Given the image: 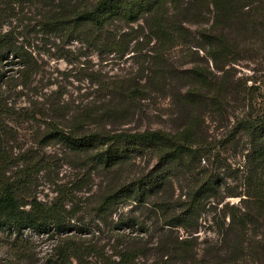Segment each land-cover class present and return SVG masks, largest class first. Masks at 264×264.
Segmentation results:
<instances>
[{
  "label": "trees",
  "instance_id": "1",
  "mask_svg": "<svg viewBox=\"0 0 264 264\" xmlns=\"http://www.w3.org/2000/svg\"><path fill=\"white\" fill-rule=\"evenodd\" d=\"M3 4L7 14L0 16V27L13 12L10 3L3 1ZM140 19L157 42L150 75L102 85L106 97L102 105L73 115L68 126L60 120L50 121L43 138L88 154L91 162L107 171L129 163L140 147L149 149L156 157L154 167L128 181L122 177L121 183L108 185L102 196L103 208L129 199L151 206L153 218L150 222L128 220L127 224L138 227V233L126 236L116 259L106 256L107 264H264V111H256L250 99L245 105L247 111L234 117L232 138L243 135L249 139L239 191L229 192L223 177L200 168L201 162L208 158V150L197 135L200 114L211 111L223 118L230 97H235L233 101L240 98L239 79L232 82L234 75L230 69L252 56V45L264 47V0L73 1L49 10L44 25L74 32L87 29L90 41L100 51L122 54L132 38L119 35L117 23L130 24ZM176 41L197 58L190 68L178 74L183 89L173 94L174 102L182 105V125L174 132L128 131L115 126L127 123L130 113L133 115L141 100L147 99L152 91L167 89L175 71L163 60V47ZM22 45L11 29L0 33V67L4 63L28 66ZM141 78L146 79L143 84L139 82ZM106 122L109 129H101ZM89 124H95V128L87 130ZM182 179L187 180L181 194L184 199H174L175 184ZM223 189L228 191L226 197L238 200L227 201L218 209L225 198L221 195ZM209 209L217 237L209 247L200 249L196 233L202 214ZM71 226L60 212L36 200L30 209L21 208L14 189L0 184V230L7 229L15 235L16 247L10 258L18 264H30L35 256L33 247H28V237L22 235L24 229L51 237L66 234ZM61 238L47 264H64L69 245Z\"/></svg>",
  "mask_w": 264,
  "mask_h": 264
},
{
  "label": "rangeland",
  "instance_id": "2",
  "mask_svg": "<svg viewBox=\"0 0 264 264\" xmlns=\"http://www.w3.org/2000/svg\"><path fill=\"white\" fill-rule=\"evenodd\" d=\"M3 1L11 4L13 12L12 16L4 18L0 33L10 29L17 33L29 64L25 68L8 63L0 67V184L14 189L21 208L30 209L32 201L36 200L60 212L72 225L66 234L51 237L24 229L22 235L28 237V247H33L35 254L30 264H47L61 237L69 245L64 264H107L106 256L116 259L125 237L138 233V227L127 221L150 222L153 218L151 206L129 199L103 208L102 196L108 185L121 183L122 177L128 181L147 172L156 165L157 159L149 149L140 147L129 163L107 171L91 162L88 154L74 152L56 140L44 139L43 135L50 121L60 120L62 125L68 126L73 115L102 105L106 100L102 85L149 76L157 42L141 19L130 24L117 23L118 34L132 38L122 54L100 51L90 41L87 29L74 32L44 25L48 11L56 5L63 7L73 1L91 3L95 0H0L1 17L7 14ZM178 42L163 47V60L175 71L167 82V89L152 91L147 99L141 100L140 108L133 115L130 113L127 123L115 126L128 131L164 129L174 132L182 125V105L179 107L174 102L173 94L183 89L184 83L178 74L190 68L197 58ZM252 46V56L230 69L234 75L232 82L239 79L240 98L233 101L235 97H230L223 118L211 111L198 116L197 135L208 150V158L205 163L201 162L200 168L223 177L229 192L230 189L240 190L249 141L243 135L237 138L230 135L234 117L247 111L245 105L250 99L256 111H264V47ZM143 81L146 79L141 78L140 84ZM94 128L95 124L87 126V130ZM101 129L108 130L109 125ZM186 182L182 179L175 184L174 199H184L181 194L185 192ZM228 191L223 189L221 195H227ZM237 200L225 196L218 209L227 201ZM212 215L209 209L199 220L196 235L200 249L209 247L217 237ZM14 239L15 235L9 230H0V264L19 263L10 258L11 250L16 247Z\"/></svg>",
  "mask_w": 264,
  "mask_h": 264
}]
</instances>
